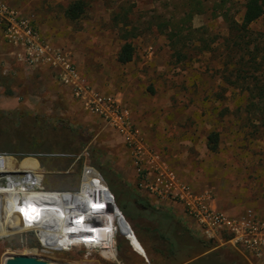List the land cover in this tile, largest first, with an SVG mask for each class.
<instances>
[{"label":"rangeland","instance_id":"374dc122","mask_svg":"<svg viewBox=\"0 0 264 264\" xmlns=\"http://www.w3.org/2000/svg\"><path fill=\"white\" fill-rule=\"evenodd\" d=\"M6 1L44 39L69 53L86 83L120 101L145 149L158 155L160 163L198 190L209 191L231 215L247 208L257 211L252 202L259 181L264 183V135L253 140L247 128L239 127L233 114L239 92L221 78V50L177 64L164 36L148 31L132 39L133 60L120 64L116 55L123 41L110 18L116 0H87L85 15L73 22L64 16L72 0ZM130 1L134 10L153 7L151 0ZM203 24L225 34L220 19L194 18V26ZM252 28H260V22ZM17 52L0 31V170L17 174L10 199L18 205L16 191L23 189H76L88 167L113 194L122 212H115L121 233L115 235V259L83 246L45 249L34 232L6 233L0 235V264L6 256L32 254L59 264H258L250 254L187 226L175 207L178 202L149 197L131 150L116 130L47 68L28 66ZM211 131L220 133L216 152L206 146ZM156 228L173 244L172 257L170 244Z\"/></svg>","mask_w":264,"mask_h":264},{"label":"trees","instance_id":"16d2710c","mask_svg":"<svg viewBox=\"0 0 264 264\" xmlns=\"http://www.w3.org/2000/svg\"><path fill=\"white\" fill-rule=\"evenodd\" d=\"M116 1L110 18L123 41L116 55L118 63L133 60L132 39L148 31L164 36L177 64L219 49L221 78L239 92L240 103L233 110L239 127L247 128L248 137L253 140L264 135V0H244L242 4L239 0H151L153 7L149 10H134L135 2L129 0ZM88 7L87 0H72L64 9V16L77 21ZM197 16L220 19L225 34L205 24L194 26ZM257 22L260 28L253 29ZM219 143L220 133L211 131L206 137L209 151L216 152ZM116 212L122 213L118 206Z\"/></svg>","mask_w":264,"mask_h":264},{"label":"built area","instance_id":"2783aa9c","mask_svg":"<svg viewBox=\"0 0 264 264\" xmlns=\"http://www.w3.org/2000/svg\"><path fill=\"white\" fill-rule=\"evenodd\" d=\"M0 31L5 40L18 49L17 56L21 61L30 67L38 65L53 67L57 78L70 87L73 95L90 112L102 117L122 136L131 150L134 164L141 176L140 185L148 194L156 199H170L180 203L186 216L194 222L193 228L201 236L234 249H241L252 256L262 254L264 217L252 208H247L238 215H231L215 206V199L209 191H196L188 183L180 180L174 171L160 163L158 155L145 149L139 128L134 125L120 101L113 95L101 93L86 83L66 51L46 43L33 22L19 10L11 7L6 0H0ZM96 214L99 213L92 212V215ZM88 222L86 224H94L90 220ZM27 231L34 232L30 229ZM34 234L36 236V232ZM73 246L101 251L97 243L81 242L68 243L65 250ZM112 249L116 257V237Z\"/></svg>","mask_w":264,"mask_h":264},{"label":"bare ground","instance_id":"6f19581e","mask_svg":"<svg viewBox=\"0 0 264 264\" xmlns=\"http://www.w3.org/2000/svg\"><path fill=\"white\" fill-rule=\"evenodd\" d=\"M87 169L91 173L90 180ZM11 171L0 170V235L30 229L36 232L44 247L65 250L68 243H97L101 252L115 258L112 246L121 229L115 222L114 198L102 178L98 176L101 181L96 180L95 174L87 167L78 188L67 191L19 190L16 191L20 194L17 205L9 197V189L17 176ZM92 212L99 214L92 215ZM124 218L122 222H126ZM88 220L94 224H86ZM36 255L28 256L35 259L31 264H59ZM3 264L24 263L18 255H12L6 256Z\"/></svg>","mask_w":264,"mask_h":264},{"label":"crops","instance_id":"0c3cea01","mask_svg":"<svg viewBox=\"0 0 264 264\" xmlns=\"http://www.w3.org/2000/svg\"><path fill=\"white\" fill-rule=\"evenodd\" d=\"M9 5L11 6V7H13V8H15L16 9V7L15 6H13V5H11L10 3H9ZM19 10V9H18ZM21 12V11H20ZM42 37V36H41ZM43 38V37H42ZM43 40L46 42V43H48V44H50L52 47H54V48H61V49H63L61 46H59V45H57V44H54V43H52L51 41H49V40H46V39H44L43 38ZM68 55H69V53L68 52H66ZM69 57L71 58V56L69 55ZM72 60V59H71ZM33 67V66H32ZM33 68H44V69H48V71L50 72V73H52L53 74V77H55V78H57V74L55 73V69L53 68V67H51L50 65H38V66H35V67H33ZM77 68V67H76ZM78 71V70H77ZM81 75V74H80ZM83 77V76H82ZM84 80H85V78H84ZM67 86V85H66ZM122 137V136H121ZM123 139V138H122ZM124 140V139H123ZM125 143V142H124ZM178 176V175H177ZM179 177V176H178ZM183 179L182 177H179V179ZM180 179V180H181ZM184 180V179H183ZM185 181V180H184ZM186 182V181H185ZM194 190H196V191H202V190H198L197 189V187H196V185L192 182V184L191 183H189V182H187ZM205 191H207L206 189H205ZM256 191V194L254 195V197H253V202H252V204L254 205V207L256 208V212H258V214L261 216V217H264V183H263V180L261 179L260 181H259V184H258V189H256L255 190ZM148 194V193H147ZM148 196L149 197H153L152 195H150V194H148ZM215 206H217L216 205V203H215ZM177 209H179V212H180V214H181V216H182V218H183V221L186 223V225L188 226H191V227H194V222L189 218V217H187L186 216V214H185V212H184V209H183V206L179 203L178 205H176L175 206ZM218 207V206H217ZM219 208V207H218ZM235 250H237V251H241V249H235ZM252 256V255H251ZM253 257H255V259H257L258 260V264H260V263H262L263 261H264V250H263V252H262V254L260 255V256H253ZM188 264H190V263H188Z\"/></svg>","mask_w":264,"mask_h":264},{"label":"flooded vegetation","instance_id":"af4514ba","mask_svg":"<svg viewBox=\"0 0 264 264\" xmlns=\"http://www.w3.org/2000/svg\"><path fill=\"white\" fill-rule=\"evenodd\" d=\"M168 228H171L170 223L168 225ZM155 231L158 232V234L160 235L161 240H163V241H165V242H167V243L170 244L171 247L168 249V251L170 252L169 257H172V255H173V252H172V250H173V244L169 242V238L168 237L161 236V233L158 231L157 228L155 229Z\"/></svg>","mask_w":264,"mask_h":264},{"label":"water","instance_id":"95a60500","mask_svg":"<svg viewBox=\"0 0 264 264\" xmlns=\"http://www.w3.org/2000/svg\"><path fill=\"white\" fill-rule=\"evenodd\" d=\"M32 156H41V155L33 154ZM18 256L21 259L22 263H24V264H31V263H33V260H35L34 258L32 259L31 257H28L27 255H23V256L18 255Z\"/></svg>","mask_w":264,"mask_h":264}]
</instances>
